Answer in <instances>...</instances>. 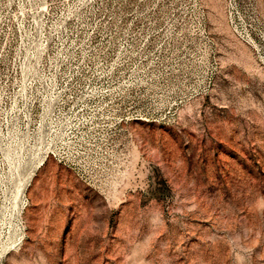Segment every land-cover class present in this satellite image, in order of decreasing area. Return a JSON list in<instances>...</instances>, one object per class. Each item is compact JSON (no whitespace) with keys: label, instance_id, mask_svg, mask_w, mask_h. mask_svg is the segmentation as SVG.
<instances>
[{"label":"rangeland","instance_id":"1","mask_svg":"<svg viewBox=\"0 0 264 264\" xmlns=\"http://www.w3.org/2000/svg\"><path fill=\"white\" fill-rule=\"evenodd\" d=\"M0 264H264V0H0Z\"/></svg>","mask_w":264,"mask_h":264},{"label":"bare ground","instance_id":"2","mask_svg":"<svg viewBox=\"0 0 264 264\" xmlns=\"http://www.w3.org/2000/svg\"><path fill=\"white\" fill-rule=\"evenodd\" d=\"M30 168V167H29ZM26 176H28V175H26ZM26 178V177H25ZM20 188V187H19ZM12 244V243H11Z\"/></svg>","mask_w":264,"mask_h":264}]
</instances>
